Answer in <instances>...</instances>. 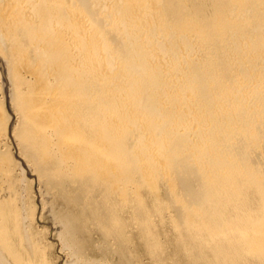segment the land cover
Segmentation results:
<instances>
[{"label": "bare ground", "instance_id": "obj_1", "mask_svg": "<svg viewBox=\"0 0 264 264\" xmlns=\"http://www.w3.org/2000/svg\"><path fill=\"white\" fill-rule=\"evenodd\" d=\"M2 91L67 264H264V0H0ZM4 99L0 264L49 263Z\"/></svg>", "mask_w": 264, "mask_h": 264}, {"label": "rangeland", "instance_id": "obj_2", "mask_svg": "<svg viewBox=\"0 0 264 264\" xmlns=\"http://www.w3.org/2000/svg\"><path fill=\"white\" fill-rule=\"evenodd\" d=\"M3 94V95H2ZM0 96H2V98L4 99V97H5V99H6V101H7V110H8V112H9V115L11 116L10 117V131H9V133H8V137L6 138V141H7V144H8V148H9V150L10 151H12V153L14 154V156H15V158H17L16 160H18V161H21L22 162V164H23V166L25 167V169H26V167H27V169H26V172H28V173H26L27 175L26 176H28L27 178H29L30 179V181H28V184H29V182H30V184L32 183H34L33 185L31 184V185H28V188H29V191H28V196L29 197H31L30 199L32 200V199H34L33 197H35V199L34 200H32V202H33V205L37 208H35V213H36V211H37V213L35 214L36 215V217H34L35 215H33V218L32 219H34L35 221H34V224L36 225V229H34L35 231H37V232H41V231H43L42 232V234H45V235H42L43 236V238H44V242H45V240H46V242L45 243H48V244H50V245H48V244H46V245H48V247H47V249H49L50 248V250L47 252L48 254H47V256L48 255H50V257H49V263H42V264H67V262L71 259V255L70 254H68V252H69V250L63 245V243H62V241L60 240V238H59V236H58V233H57V230H56V227H55V225H54V221L52 220V218L50 217V214L48 213V211L47 210H45V204L44 205H42L43 203H44V200H43V194H41L40 193V190H41V188H42V185H41V180L40 181H38L40 178H39V175L36 173V172H34L33 171V168L32 167H30L29 166V164H27L28 162L25 160V158L24 157H22L23 156V154H21V153H19L20 152V148H19V146H18V143H17V140H16V138H15V135H14V130H13V126H15L16 124H17V121H18V115H17V113H16V111L13 109V107H11L12 105H11V103H10V100H9V98L6 96V94L2 91L1 93H0ZM4 99V100H5ZM11 107V108H10ZM12 119V120H11ZM16 123V124H15ZM12 125V126H11ZM9 140V141H8ZM20 162V163H21ZM35 174H34V173ZM38 176V177H37ZM28 180V179H27ZM30 187H31V190H30ZM33 190V191H32ZM31 191V192H30ZM35 192V193H34ZM33 194V195H32ZM42 195V196H41ZM41 200L43 201V202H41ZM35 202V203H34ZM44 206V207H43ZM44 208V209H43ZM45 210V211H44ZM44 211V212H43ZM43 213V214H42ZM45 213V214H44ZM36 222V223H35ZM33 223V222H32ZM35 225H33V227H35ZM39 227V228H38ZM48 227V228H47ZM55 227V228H54ZM42 228V229H41ZM46 228V229H45ZM39 231H38V230ZM137 229V228H136ZM135 229V230H136ZM49 233H48V232ZM131 231H133L134 232V227H132L131 228ZM135 233V232H134ZM133 233V234H134ZM136 233H137V231H136ZM135 233V234H136ZM48 234V235H47ZM98 236V235H97ZM96 236V239H98V237ZM137 239H139L138 237L135 239V240H137ZM60 241V242H59ZM138 241V240H137ZM51 243H52V245H51ZM54 244V245H53ZM135 244L136 245H138L137 244V242H135ZM51 246V247H50ZM137 247V246H136ZM137 248H139L141 251H138V253L140 252H142V251H145L144 249H143V247L141 248V246H139L138 245V247ZM136 248V249H137ZM138 249V250H139ZM53 252V253H52ZM137 253V254H138ZM147 253H146V251H145V253H141L140 255H141V258H140V256H139V258H137L138 260L136 261V264H156V263H154V260H152L153 258H151L149 255H146ZM51 258V259H50ZM140 259H141V261H140ZM52 261V262H51ZM153 262V263H152ZM172 263V262H171ZM173 264H178L177 262L176 263H174L173 262Z\"/></svg>", "mask_w": 264, "mask_h": 264}]
</instances>
